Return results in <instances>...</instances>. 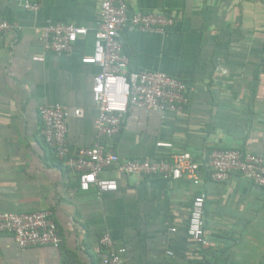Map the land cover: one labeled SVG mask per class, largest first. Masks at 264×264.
Instances as JSON below:
<instances>
[{
	"label": "crops",
	"instance_id": "0c3cea01",
	"mask_svg": "<svg viewBox=\"0 0 264 264\" xmlns=\"http://www.w3.org/2000/svg\"><path fill=\"white\" fill-rule=\"evenodd\" d=\"M37 4L36 13L24 4ZM129 13H161L174 20L162 33L126 28L119 35L129 71L160 72L186 85L178 114L129 108L108 145L123 158L160 159L187 152L203 164L214 150L234 149L264 159V0H125ZM98 0H0V212L48 211L62 239L58 248L20 250L0 236V264H104L100 237L109 234L130 264H264V190L234 175L221 183L207 172L189 180L102 174L117 191L79 189L76 176L43 142L39 108L70 113L72 151L96 143L93 54ZM85 28L68 55L43 52L42 29ZM43 61H34V57ZM82 109V118L73 111ZM204 193L200 249L186 230L194 198Z\"/></svg>",
	"mask_w": 264,
	"mask_h": 264
},
{
	"label": "built area",
	"instance_id": "2783aa9c",
	"mask_svg": "<svg viewBox=\"0 0 264 264\" xmlns=\"http://www.w3.org/2000/svg\"><path fill=\"white\" fill-rule=\"evenodd\" d=\"M99 16L93 34V54L84 61L99 68L93 78L92 100L97 109L94 123L96 143L92 147L72 151L67 143V122L70 113L64 107L44 105L39 108L41 135L64 168L73 173L79 189L87 192L95 188L99 195L117 191V181L102 174L113 171L122 176L154 177L165 180H189L200 183L207 172L210 181L221 183L237 175L264 190V159L241 153L234 149L214 150L203 164L187 152H172L168 142H158L156 147L168 151L165 158H123L108 145L120 133L129 108L160 114L181 113L187 103L184 82L160 72L129 71L128 58L123 53L119 35L126 28L140 32L162 33L173 26L174 20L161 13H129L125 0H98ZM24 9L36 13L37 4L26 2ZM12 26L0 20V38ZM85 28L71 24L49 25L42 29L43 52L56 56L70 54L79 38L86 37ZM43 61V57H34ZM264 69V53L261 61ZM82 118L83 111H73ZM204 193L198 194L191 204L187 236L200 249L210 247L204 232ZM10 235L20 250L39 247L58 248L62 239L48 211L32 213L0 212V236ZM99 245L105 250L104 264H130L123 260L122 251H116L109 234H103Z\"/></svg>",
	"mask_w": 264,
	"mask_h": 264
}]
</instances>
